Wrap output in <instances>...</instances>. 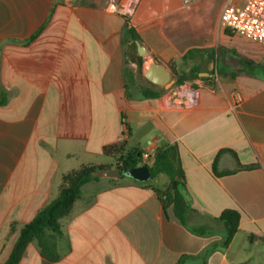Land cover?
Listing matches in <instances>:
<instances>
[{"label":"crops","instance_id":"1","mask_svg":"<svg viewBox=\"0 0 264 264\" xmlns=\"http://www.w3.org/2000/svg\"><path fill=\"white\" fill-rule=\"evenodd\" d=\"M128 1L0 0V264L20 228L58 197L64 174L112 166L108 146L153 156L172 145L186 224L155 192L166 176L101 177L62 220L59 260L35 241L20 264H264V47L225 35V0H137L127 18ZM126 22L157 62L198 78L178 86L173 76L179 88L143 99L145 81L125 78L142 58ZM191 50L199 52L183 62ZM226 210L240 214L229 243Z\"/></svg>","mask_w":264,"mask_h":264},{"label":"trees","instance_id":"2","mask_svg":"<svg viewBox=\"0 0 264 264\" xmlns=\"http://www.w3.org/2000/svg\"><path fill=\"white\" fill-rule=\"evenodd\" d=\"M126 32L128 38L134 42L142 43L141 38L137 35L129 22H126ZM226 35H231V32L226 30ZM36 37L33 36L32 39ZM31 39V40H32ZM199 51L191 50L183 57V62L194 57ZM143 59L139 58V72L133 69L125 70V78L127 82L133 83L136 86L137 79H142L141 67ZM169 69L176 78V85H183L188 80L198 78V72L190 70V75L179 71L176 63H170ZM207 81L211 80L206 78ZM144 85H138V90L143 99H156L162 96L164 89L158 87L146 79ZM127 85V90H128ZM104 152L107 156L115 160L114 166H96L84 165L77 170L70 171L62 176L59 187V195L50 204L43 208L36 217L28 224L20 228L18 239L8 257L2 264H20L27 247L32 242H38L42 256L50 262H57L60 258L57 249L56 235L61 234V222L68 217L73 210L77 200L81 196L82 187L101 178L97 176L98 170L110 169L113 167L120 168L123 171L130 170L140 165H147L151 180L156 179L160 175H164L168 179V184L165 188L157 187L155 192L165 207L172 206L175 217L182 223L186 224L187 212L190 208L188 200V190L184 171L179 162V149L177 145L167 146L158 149L153 156L149 157L146 163L143 162L144 151L137 149L125 150L123 146H108ZM125 177L122 175L121 178ZM165 197V200H163ZM219 220L222 221L226 228L227 243H229L236 234L240 222V214L235 210L224 211ZM17 224H13L14 229ZM50 232V233H49ZM195 232L204 234V229L195 230ZM184 258L180 259L177 264H184Z\"/></svg>","mask_w":264,"mask_h":264},{"label":"built area","instance_id":"3","mask_svg":"<svg viewBox=\"0 0 264 264\" xmlns=\"http://www.w3.org/2000/svg\"><path fill=\"white\" fill-rule=\"evenodd\" d=\"M177 1L188 6L197 0ZM137 4V0H129L122 9L123 15L127 18L132 17ZM110 7L111 10H118L114 1ZM220 25L232 34L240 35L264 47V0H225L220 15ZM232 99L235 104H239L242 100L239 93H233ZM149 157H151L149 154H143V162L146 163Z\"/></svg>","mask_w":264,"mask_h":264},{"label":"water","instance_id":"4","mask_svg":"<svg viewBox=\"0 0 264 264\" xmlns=\"http://www.w3.org/2000/svg\"><path fill=\"white\" fill-rule=\"evenodd\" d=\"M137 52L140 57L145 58L142 64L141 74L148 82L165 89L173 87L175 81L166 65L157 62L148 52L147 48L140 43L137 44ZM96 175L109 179H119L124 175L139 182H148L151 180V173L147 165H140L139 167L126 171L120 168L98 170Z\"/></svg>","mask_w":264,"mask_h":264},{"label":"rangeland","instance_id":"5","mask_svg":"<svg viewBox=\"0 0 264 264\" xmlns=\"http://www.w3.org/2000/svg\"><path fill=\"white\" fill-rule=\"evenodd\" d=\"M225 32H226V30H225ZM231 34H232V33H231ZM225 35H226V33H225ZM227 36L229 37V36H231V35H227ZM134 53H136V51H134ZM134 55H135V54H134ZM142 64H143V63H142ZM139 68H140V64H137V63H136V68H135V70H136L137 73L139 72ZM141 68H142V67H141ZM186 70H188V71H186L185 74H182V76L190 75V73H189L190 70H189V69H186ZM141 81L144 82V80H142V79H141ZM178 86H180V85H178ZM178 86L173 85V87H171L170 89H167V91H171V90H173V89H177V88H179ZM114 165H115V163H114L112 166H114ZM113 168H116V167H113ZM161 179H162V178H161Z\"/></svg>","mask_w":264,"mask_h":264}]
</instances>
